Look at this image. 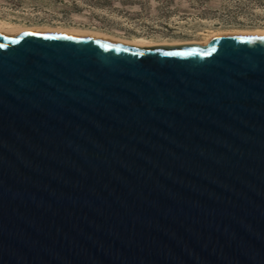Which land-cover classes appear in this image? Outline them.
I'll return each mask as SVG.
<instances>
[{"label": "water", "instance_id": "1", "mask_svg": "<svg viewBox=\"0 0 264 264\" xmlns=\"http://www.w3.org/2000/svg\"><path fill=\"white\" fill-rule=\"evenodd\" d=\"M0 264H264V38L0 34Z\"/></svg>", "mask_w": 264, "mask_h": 264}, {"label": "rangeland", "instance_id": "2", "mask_svg": "<svg viewBox=\"0 0 264 264\" xmlns=\"http://www.w3.org/2000/svg\"><path fill=\"white\" fill-rule=\"evenodd\" d=\"M0 22L190 42L214 31L264 29V0H0Z\"/></svg>", "mask_w": 264, "mask_h": 264}, {"label": "bare ground", "instance_id": "3", "mask_svg": "<svg viewBox=\"0 0 264 264\" xmlns=\"http://www.w3.org/2000/svg\"><path fill=\"white\" fill-rule=\"evenodd\" d=\"M34 32H54L60 34H71V35H83V36H95L102 37L113 42L120 44L134 46V47H154L162 46L166 48L172 47H185V46H196V47H206L211 42L219 39H234V38H243V37H260L264 38V29H254V30H227V31H214L201 41H190V42H156L152 40H147L143 38H134V39H125L103 33L96 30L89 29H78V28H68V27H51V26H22L16 24H9L0 22V34L7 35L10 37L18 36L20 34L34 33Z\"/></svg>", "mask_w": 264, "mask_h": 264}]
</instances>
